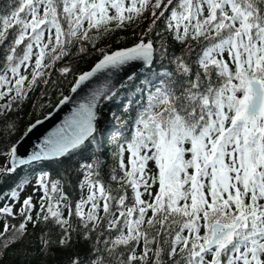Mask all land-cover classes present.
I'll return each mask as SVG.
<instances>
[{"label":"snow or ice","instance_id":"1","mask_svg":"<svg viewBox=\"0 0 264 264\" xmlns=\"http://www.w3.org/2000/svg\"><path fill=\"white\" fill-rule=\"evenodd\" d=\"M137 22L146 27L132 46L104 51L75 81L78 86L100 70L132 61L162 69L130 138L118 132L112 140L109 181L96 154L79 165L82 193L74 205L47 172L33 189L41 192L38 208L28 195L14 211L27 181L2 194L11 203L0 206V216L19 215L21 222L4 220L0 255L23 240L28 224L51 222L63 232L55 242L42 232V253L54 243L67 248L75 216L85 242L97 229L109 233L103 249L97 235L96 256L88 264H264V0H0V109L24 100L25 86L31 89L57 61L73 55L74 45L77 54L86 53L101 36ZM33 58L29 79L20 70ZM134 79L129 75L121 87ZM116 94L115 86L94 92L27 160L17 158L13 145L0 174L99 144L97 103Z\"/></svg>","mask_w":264,"mask_h":264},{"label":"trees","instance_id":"2","mask_svg":"<svg viewBox=\"0 0 264 264\" xmlns=\"http://www.w3.org/2000/svg\"><path fill=\"white\" fill-rule=\"evenodd\" d=\"M145 27L146 25L142 22H137L126 28L116 29L97 39L95 46L88 44L86 53L77 54L79 45H74L71 48L73 55L57 61L46 70L43 79H40L31 89L25 86L27 97L24 100L14 102L11 110L4 111L0 109V112H3L0 115V167L6 164L3 158L7 155L15 140L24 132L27 125L35 118L47 113L60 97L69 92L80 71L88 67L104 51L118 45L137 41ZM162 27L163 24L160 25V28ZM164 35L167 36L168 34L164 33ZM152 38L154 40L158 39L154 34ZM179 48L180 46L177 44L175 48L177 54L179 53ZM22 50L21 48V53ZM156 59H159L158 55ZM45 62L48 61L46 60ZM164 63L166 64L167 61H164ZM33 64L34 58L33 61L29 62L28 69L21 67L20 70L29 79L31 78V66ZM62 67H69L70 72L62 75L59 71ZM3 69L4 57L0 53V74H4ZM160 71L162 69L158 63L138 70L131 86L121 87L117 90L115 96L104 102L97 118L98 132L96 140L99 141V144L94 141L83 150H78L65 158L38 161L18 167L13 173L0 174V206L4 203H11L2 194L10 192L12 188L22 181H27L20 190L19 199L13 204L14 211H19L23 199L28 195L33 196V202L37 204L38 208L37 202L41 192L34 191L33 189L36 186L37 177L42 172L49 173L52 180L61 181L65 194L74 205V202L80 198L82 193L79 181L83 179V172L78 171L79 165L81 162L90 161L93 155L96 154H99V158L105 162L102 176L105 183H107L111 169L114 166L111 153L115 150L116 144L112 143V140L118 132H122L126 137L130 138L137 113L146 104L149 92L155 86L156 74ZM8 76L14 81L15 77H12L10 72ZM44 80H48V83L45 84ZM124 84H127V81ZM4 102L0 100V103ZM126 106H128L127 111H125ZM125 155L127 156V154ZM1 159L3 162H1ZM148 167L155 171L154 163L150 162ZM112 187H116L115 183L112 184ZM156 188L157 185H153L152 191L154 192ZM141 191H143V188H141ZM127 194L129 197L128 203L131 204L133 193L130 188L127 189ZM83 195H87L86 188L83 189ZM143 198L145 200L149 199L146 194ZM64 214L67 216V211ZM32 215L35 217V210ZM5 219H7L9 224L16 226L21 222L19 215L7 218L0 216V231L3 230ZM70 219L71 227L76 229V231L71 233V243L67 248L54 243L48 251L42 253L38 242V237L41 233L47 234L55 242L60 239L63 232L51 222L47 226L42 223L35 227L32 224H28L27 235L23 237L20 243L14 244L0 255V264H71V260L75 258H79L82 264H88V261L94 259L96 256L93 249L97 244V235L99 234L102 237L100 248L103 249L104 245L102 241L109 237V233L97 229L96 232L91 234V238L85 242L82 238L84 230L79 224V218L73 216ZM111 235H115V233L113 232Z\"/></svg>","mask_w":264,"mask_h":264},{"label":"water","instance_id":"3","mask_svg":"<svg viewBox=\"0 0 264 264\" xmlns=\"http://www.w3.org/2000/svg\"><path fill=\"white\" fill-rule=\"evenodd\" d=\"M135 42L136 41L131 42L129 44L115 46L109 49L107 52L115 51L120 48L130 47ZM101 58L102 55L97 57L95 61H93L88 67H86L77 74L74 83L70 87L69 92L60 97V99L47 113L35 118L27 125L24 132L11 145V147L13 145L16 146L17 158H23L27 160L32 153L38 151L40 147L43 146L45 139L52 136L54 133H57L59 129L64 127L66 121H68L69 118L73 115L77 106L81 102H86L87 100H89L94 92L98 90H105V86H115L116 90H118L121 88V83H125L127 81V77L129 75L136 74L138 70L147 66L141 61H132L126 65L120 66L119 68L103 69L94 74V76L90 77L87 81H84L77 86L75 84V81L79 77V75L83 74L84 72L90 71L91 68L95 65V63H97L98 60ZM74 86L76 87V90L72 91V88ZM65 96H67L68 99L63 104H60V100L63 99ZM105 101L106 100L104 99H100L98 101V115L101 106L104 104ZM37 121H39V123H37ZM10 160L11 156L8 155L7 163ZM31 163L34 162H29L26 165H29Z\"/></svg>","mask_w":264,"mask_h":264},{"label":"rangeland","instance_id":"4","mask_svg":"<svg viewBox=\"0 0 264 264\" xmlns=\"http://www.w3.org/2000/svg\"><path fill=\"white\" fill-rule=\"evenodd\" d=\"M108 51V50H107ZM102 55V54H101ZM95 61V59H94ZM4 161H6L5 163H7V160H8V155H5V157L3 158ZM3 160L1 159V162H3Z\"/></svg>","mask_w":264,"mask_h":264}]
</instances>
